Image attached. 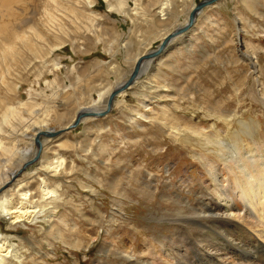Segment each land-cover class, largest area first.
Instances as JSON below:
<instances>
[{"label": "rangeland", "instance_id": "obj_1", "mask_svg": "<svg viewBox=\"0 0 264 264\" xmlns=\"http://www.w3.org/2000/svg\"><path fill=\"white\" fill-rule=\"evenodd\" d=\"M162 2L0 0V120L8 105L25 117L48 109L49 126L64 130L80 107L105 109V101L94 104L98 90L123 84L138 53L156 49L161 31L185 23L187 7L178 12L175 0L166 26L157 25ZM240 122L255 128L253 137L239 135L242 143L264 145V0L204 7L194 27L146 64L104 117L85 116L74 129L43 138L42 158L0 197L22 184L38 198L43 179L57 192L32 222L0 218V235L19 256L8 263L158 264L156 251L167 237L194 251L186 229L193 224L176 220L173 197L185 199L182 211H188L208 191L199 140L204 134L230 139ZM13 130L4 124L0 131L6 145L14 143ZM58 156L64 170L46 168ZM230 229V240L248 241ZM228 240L226 247L241 249ZM250 247L258 254L251 262L264 264V243Z\"/></svg>", "mask_w": 264, "mask_h": 264}, {"label": "bare ground", "instance_id": "obj_2", "mask_svg": "<svg viewBox=\"0 0 264 264\" xmlns=\"http://www.w3.org/2000/svg\"><path fill=\"white\" fill-rule=\"evenodd\" d=\"M174 1L163 0L157 11L158 16H156L157 20H155L157 25L166 26L171 13L175 11L176 3ZM176 1H181V4L177 8H182H179L180 11L178 12L184 11L185 6L187 7L185 11L187 13L185 23L175 25V30L166 28L164 31H161L159 37L163 38L159 46L153 50L144 49L133 59L134 62L130 76L137 68V73L133 80L128 83L129 77L123 84H117L118 87L115 89L109 87L108 89L100 88L98 90L99 99H94V104L105 101L106 108L110 106V108H113L117 94L128 88L130 89V86L132 87L144 71L145 65L153 62L155 58L160 57V55L170 50L173 45V40L176 37L188 33L194 27L197 16L192 26H189L188 19L191 11L195 8V0ZM220 1L217 0L216 3ZM123 6L124 4L121 5L124 10ZM124 12L128 13L125 10ZM179 29L185 30L178 32ZM239 41L241 43V40ZM151 45L148 42L146 48H149ZM160 47H162L161 53L157 54ZM10 49L12 47H9ZM109 103L110 106H108ZM23 105H26V103H23ZM106 108L97 111L98 108L82 106L78 109L71 123L68 124L69 127L66 125L68 129L62 130L60 128L57 130L55 127L49 126L50 121L48 116H50V113L48 109L45 111V115H43L44 113L37 115L38 111L34 110L32 111L34 117H25L18 107L8 105L0 120V131L2 132L4 130V124L10 125L14 129V132L11 133L14 143L6 145L0 138V153L6 155V157L4 156L5 158H1H4L3 162L0 160V191L16 182L18 174L28 168V165L25 166L26 163L33 159L42 158L44 154V137L57 136L59 133L62 134L63 132L74 129L75 127L72 128V124L75 119V121H78L77 125H79L81 119L85 116L95 118L104 117L101 113ZM14 118L20 119L22 123L20 127L13 123ZM240 124L242 127L241 131H236L230 139H223L221 137L222 135L214 136L213 134H204L200 138L199 142L204 150V159L201 158L203 161L202 165L208 173L212 185L207 187L208 191H203L202 196L197 199L198 201L195 204L189 206L188 211H182L184 210V204L182 205V203L185 202V199H179V195H174L173 197V201L178 204L177 210H175L176 220L180 223L185 222L189 224L192 222L193 224V226L189 224V227L185 228L193 236L190 238L191 241L193 240L195 248H191L194 249L192 252L188 251L186 245H181V247L174 246L175 243H172L170 238L167 237L161 243L162 249L156 251L157 257L159 258L158 264H206L208 261L210 264H253L251 260L258 254L255 252L252 253L250 244L253 243V246L260 249L264 243V145L261 143L260 145L254 144L252 146L242 143L239 135L248 134L253 137L255 128L248 123L240 122ZM201 131L200 129L199 133ZM45 132L48 135H45ZM194 132H198V129ZM176 134L179 135L181 133L177 130ZM35 144L37 145V149ZM65 163V158L58 156L56 161L49 160L46 168L60 172L64 170ZM40 188L41 192L38 198H35L34 191L28 187H24L22 184L15 185L14 193L6 192L3 194L0 197V218L7 221L10 225L23 221L32 222L36 220L39 213L44 211L47 203H51L48 202V199L56 195L57 192L56 189L47 184L45 179L42 180ZM245 204H247L251 212L243 208ZM230 228H235V231L238 230L245 236L248 235V238L245 237L248 241L246 239L247 242L244 243L242 240L243 243H241V241H238L239 239L237 241L230 240L229 235H232L233 230ZM234 237H237V235ZM226 238L229 239L228 243L233 248L241 247L244 252L241 249H237L240 252L235 249H230L229 246L227 248ZM199 242H204V244H198ZM262 251L264 253V250ZM10 257L19 259L16 252H13V248L8 243L7 238L0 235V264H9L8 259Z\"/></svg>", "mask_w": 264, "mask_h": 264}, {"label": "water", "instance_id": "obj_3", "mask_svg": "<svg viewBox=\"0 0 264 264\" xmlns=\"http://www.w3.org/2000/svg\"><path fill=\"white\" fill-rule=\"evenodd\" d=\"M216 2H217V0H198V3L195 5V8L193 9V11H191V13H190V15H189V19H188V21H189V26H192V25H193V22H194V20H195V18H196V16H197V14L199 13V11L202 10L203 7H208V6H210V5H212V4L216 3ZM185 29H186V28H185ZM185 29H179L178 32H182V31H184ZM240 31H241V29H240ZM238 38H239V37H238ZM161 49H162V47H160V49L158 50L157 54L161 53ZM136 73H137V68L135 69L134 73H133V74L130 76V78L128 79V81H127L128 83L131 82V81L133 80V78L135 77ZM108 106H110V103H109ZM110 107H111V106H110ZM110 107H109V108H106V110H105L103 113H101V114H102L103 116H105V115L111 110ZM77 124H78V121H74L73 124H72V128H73V127H76ZM45 133H46L45 135H48L47 132H45ZM34 162H35V159H33V160L29 161L28 163H26L25 166H26V165L30 166V165H32Z\"/></svg>", "mask_w": 264, "mask_h": 264}]
</instances>
